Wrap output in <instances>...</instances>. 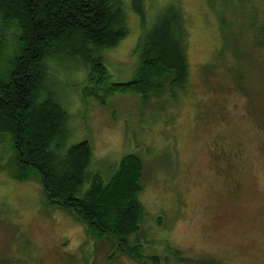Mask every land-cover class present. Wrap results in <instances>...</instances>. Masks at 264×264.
I'll return each instance as SVG.
<instances>
[{
    "label": "rangeland",
    "instance_id": "obj_1",
    "mask_svg": "<svg viewBox=\"0 0 264 264\" xmlns=\"http://www.w3.org/2000/svg\"><path fill=\"white\" fill-rule=\"evenodd\" d=\"M122 2L129 33L103 53L106 84L92 91L88 71L66 51L58 53L47 75V93L68 114L60 153L87 142L93 151L90 174L103 179L128 155L142 160L139 200L145 215L131 241L139 238L144 258L157 256L160 264H264V51L246 58L248 94L223 67L204 71L218 46L205 0H145L148 21L166 5L182 7L190 34V86L175 95L167 87L147 99L112 91L110 83L128 82L138 66L140 19L132 0ZM5 33L10 36L1 78L16 46L13 30ZM14 157L10 137L1 133L0 256L20 261L15 223L43 264H60L81 246L91 253L95 240L72 213L46 205L34 173L24 181L14 178ZM99 262L107 264L102 257ZM112 264L143 263L121 252Z\"/></svg>",
    "mask_w": 264,
    "mask_h": 264
},
{
    "label": "trees",
    "instance_id": "obj_2",
    "mask_svg": "<svg viewBox=\"0 0 264 264\" xmlns=\"http://www.w3.org/2000/svg\"><path fill=\"white\" fill-rule=\"evenodd\" d=\"M144 3L132 0L131 5L142 29L135 49L137 69L128 82L108 87L144 99L167 87L172 95L185 92L191 75L184 11L172 3L148 21ZM205 3L216 21L218 46L214 62L204 71L213 65L217 67L212 71L223 67L228 71L225 76L249 94L246 58L264 51V0ZM7 30H13L16 46L8 73L0 77V134H7L12 143L14 178L24 181L34 173L46 205L72 213L95 240L91 253L81 246L60 264H100V257L112 264L121 252L136 262L160 264L157 256L144 258L139 238L131 241L145 215L139 200L142 160L128 155L116 172L103 179L90 174L93 151L87 142L60 153L58 142L68 114L46 90L47 75L62 51L77 57L78 67L88 71L92 91L106 84L109 74L103 53L115 49L129 33L126 5L122 0H0V59L10 36ZM14 225L20 261L0 256V264H43L32 242ZM32 256L37 259L30 261Z\"/></svg>",
    "mask_w": 264,
    "mask_h": 264
}]
</instances>
